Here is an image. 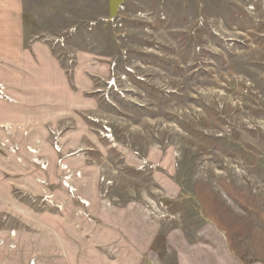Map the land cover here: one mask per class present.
<instances>
[{
	"label": "rangeland",
	"instance_id": "1",
	"mask_svg": "<svg viewBox=\"0 0 264 264\" xmlns=\"http://www.w3.org/2000/svg\"><path fill=\"white\" fill-rule=\"evenodd\" d=\"M22 24L69 89L0 130V264H264V0H23Z\"/></svg>",
	"mask_w": 264,
	"mask_h": 264
},
{
	"label": "crops",
	"instance_id": "2",
	"mask_svg": "<svg viewBox=\"0 0 264 264\" xmlns=\"http://www.w3.org/2000/svg\"><path fill=\"white\" fill-rule=\"evenodd\" d=\"M22 16L23 0H0V85L5 93L0 100V130L16 134L37 120L41 98L54 106L51 95L69 89L48 49H36L33 54L24 50ZM7 161L0 156V175L8 172Z\"/></svg>",
	"mask_w": 264,
	"mask_h": 264
},
{
	"label": "water",
	"instance_id": "3",
	"mask_svg": "<svg viewBox=\"0 0 264 264\" xmlns=\"http://www.w3.org/2000/svg\"><path fill=\"white\" fill-rule=\"evenodd\" d=\"M109 7V20H113L120 9V6L125 2V0H107Z\"/></svg>",
	"mask_w": 264,
	"mask_h": 264
}]
</instances>
